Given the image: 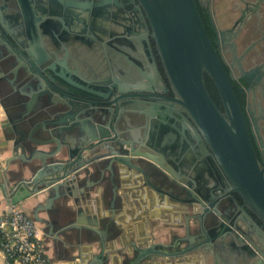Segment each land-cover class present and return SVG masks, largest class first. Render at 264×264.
<instances>
[{
	"label": "water",
	"instance_id": "95a60500",
	"mask_svg": "<svg viewBox=\"0 0 264 264\" xmlns=\"http://www.w3.org/2000/svg\"><path fill=\"white\" fill-rule=\"evenodd\" d=\"M141 2L173 91L172 96L163 99L157 98L156 88L162 86L168 91L167 84H113L109 80L89 84L77 80L71 70L57 65L59 56L66 59L62 54V49L67 51L64 41L78 39L68 26L63 28L62 36L54 25L55 19H60L54 15L59 4L53 0H0V63L8 70L7 76H12L9 80L13 84H34V96L41 102L38 106L26 105L22 112L15 109L9 117L13 126L21 125L22 130L16 133L11 147L10 161L17 169L1 184L8 209L37 197L45 189L48 203L73 199L71 218L58 224L56 231H74L81 239H88L89 232L99 234L101 252L89 264L100 260L108 264L110 252L91 192L106 172L115 174L118 165H124L142 172L150 183L153 176L157 185H167L170 195L194 211L193 219L205 231V239L232 234L235 245H245V263L264 264V167L231 76L207 31L197 1ZM109 3L67 0L65 7L71 10L69 17L72 13H76V19L84 15L85 20L103 16L107 23ZM118 7L121 12L130 8L124 2ZM39 26L57 45V55L49 57L44 50ZM146 43L147 57L152 59V69L161 80L152 48L149 41ZM135 68L144 79L153 80L138 65L130 71ZM205 72L212 77L225 112L210 95ZM123 120H128L127 124ZM155 122L161 125L164 136L155 132ZM178 127L187 139L184 147L189 148L193 160L182 159L170 147V138L178 134ZM233 193L240 195L243 204ZM46 208L43 200L24 210L38 224L52 228L53 223L39 216ZM193 247L187 243L180 248L176 242L135 246L133 258L124 264H143L160 256L176 259L182 251L192 252Z\"/></svg>",
	"mask_w": 264,
	"mask_h": 264
},
{
	"label": "crops",
	"instance_id": "0c3cea01",
	"mask_svg": "<svg viewBox=\"0 0 264 264\" xmlns=\"http://www.w3.org/2000/svg\"><path fill=\"white\" fill-rule=\"evenodd\" d=\"M234 1L218 0L217 17L222 26H226L235 15L230 8ZM38 32L49 57L53 56L52 54L57 55L56 45L48 34L43 33L41 26ZM27 41H30L28 35ZM60 60L57 64L61 62L64 68L70 70L68 60ZM7 75L8 70L0 63V152L4 157L3 167L0 169V216L8 210L1 184L17 169L16 163L10 161L11 147L16 133L22 130L21 125L13 126L9 117L14 115L15 109L22 112L28 104L32 106L41 104L34 96L36 93L34 84H13L9 80L12 76ZM123 121L127 124L128 120ZM154 129L157 135L164 136L161 125L156 123ZM177 130L178 134L170 138V147L177 151L182 159L193 160L189 148L184 147L187 139L182 137L179 127ZM36 137L42 138L39 135ZM150 181L151 183L146 180L142 172L118 165L116 173L110 175V172H106L103 181L91 192V198L96 202L94 208L98 214L100 228L106 238L107 250L110 252L108 264H124L127 259L133 258L135 246L144 248L153 243L166 245L176 242L183 248L188 240H198V226L193 219L194 211L170 195L167 185L164 183L161 186L157 185L158 181L153 176L150 177ZM157 187L161 188V191ZM45 190L39 192L37 197L27 198L22 206L30 209L40 201L46 202L47 208L39 216L53 223V227L45 224L39 226L48 264H89L92 257L101 252L99 234L89 232L90 239H81L74 231L58 234L57 227L71 218L70 212L75 206L74 201L59 198L48 203L46 199L48 193ZM201 244L202 247L194 253L182 254L176 259L168 256L154 257L143 264H245L241 249L229 238L208 237ZM100 261H96L95 264H101ZM0 264H4L2 252Z\"/></svg>",
	"mask_w": 264,
	"mask_h": 264
},
{
	"label": "flooded vegetation",
	"instance_id": "af4514ba",
	"mask_svg": "<svg viewBox=\"0 0 264 264\" xmlns=\"http://www.w3.org/2000/svg\"><path fill=\"white\" fill-rule=\"evenodd\" d=\"M109 1H111L109 3L110 20L105 23L103 16L100 18L90 16L85 20L84 15L76 19V13H72L69 17L71 10L68 7L67 11L65 7L67 0H53L55 4H59L55 8L57 12L54 15L61 19V21L58 19L59 22L55 19L54 25L63 33L62 36H65L63 28L68 26L72 35L75 34V37H78L76 39L73 36L76 40L72 43L64 42L67 51L62 49V54L68 55L66 59L71 66L70 70L73 75L77 80L89 84H102L105 80H109L113 84H167L168 91L162 86L156 88L158 89L157 98L163 99L172 96L171 83L158 50L153 27L141 0ZM122 2L130 6L125 12H121L118 7V4H122ZM200 3L210 16L211 39L223 59L232 81L236 80L239 84H243L241 89L247 93V115L261 151V166L264 167V143L260 144L263 135L261 127L256 123L259 117L255 114L254 96L252 97L256 90L264 92V0H235L232 2L230 8L235 15L226 26H222L217 17L218 0H200ZM56 27L55 29H57ZM145 37L148 38L152 48L156 65L163 78L161 80L157 78L152 69V59L147 57L148 45L146 42L148 41ZM116 48L125 52L124 54H128L129 58ZM226 55H230L231 63L227 61ZM57 65L63 67L61 62ZM137 65L150 74L153 80L148 77L144 79L136 68L132 72L130 71L131 67ZM135 105L143 107L141 103H135ZM233 196L240 204H243L238 193H233ZM199 230L197 241L188 240V243L194 246L193 251H182V254L194 253L202 247L201 242L206 238L203 235L206 234L202 227ZM225 238H229L232 243L235 240L232 234ZM236 246L241 249L242 253L247 251L245 245L240 242H237ZM245 264L250 263L246 262Z\"/></svg>",
	"mask_w": 264,
	"mask_h": 264
},
{
	"label": "built area",
	"instance_id": "2783aa9c",
	"mask_svg": "<svg viewBox=\"0 0 264 264\" xmlns=\"http://www.w3.org/2000/svg\"><path fill=\"white\" fill-rule=\"evenodd\" d=\"M0 252L4 264H48L41 228L21 204L12 205L0 216Z\"/></svg>",
	"mask_w": 264,
	"mask_h": 264
},
{
	"label": "trees",
	"instance_id": "16d2710c",
	"mask_svg": "<svg viewBox=\"0 0 264 264\" xmlns=\"http://www.w3.org/2000/svg\"><path fill=\"white\" fill-rule=\"evenodd\" d=\"M196 1H197V5H198V8H199V11L201 13L202 19H203V21H204V23L206 25L207 31H208L209 35L211 36L212 35V30H211V26H210L211 25L210 16L207 13L206 9L201 6L200 0H196ZM204 81H205V85H206L210 95L212 96V98L214 99V101L216 102L218 107L221 109L222 112H225L224 106H223V103H222V100H221V97H220V94L218 92V89H217L212 77L207 72L204 73ZM232 82H233L237 97L239 99V102H240V104L242 106V109H243V111L245 113V116H246V119H247V123H248L249 129L251 131V136H252V139H253V143H254V146H255V149H256V152H257V155H258V159L260 161V159H261V151H260L259 146H258V144L256 142V139H255V137L253 135V132H252V129H251V123H250V120H249L248 115H247V104H248L247 93H246L245 90L241 89V86L243 84H239V82L236 81V80L232 81ZM240 201L243 203V199L241 197H240ZM251 214L254 216L255 220L259 224H261V225L263 224L262 220L260 218H258L257 215L254 212L251 211Z\"/></svg>",
	"mask_w": 264,
	"mask_h": 264
},
{
	"label": "rangeland",
	"instance_id": "374dc122",
	"mask_svg": "<svg viewBox=\"0 0 264 264\" xmlns=\"http://www.w3.org/2000/svg\"><path fill=\"white\" fill-rule=\"evenodd\" d=\"M227 61L231 63L230 55H226ZM254 96V104H255V114L259 117V119L256 121L257 125L260 126L261 134L264 138V92H261L259 90H256L253 92L252 97ZM259 133V130H258ZM263 138H261L260 144L264 143Z\"/></svg>",
	"mask_w": 264,
	"mask_h": 264
},
{
	"label": "clouds",
	"instance_id": "9594fccd",
	"mask_svg": "<svg viewBox=\"0 0 264 264\" xmlns=\"http://www.w3.org/2000/svg\"><path fill=\"white\" fill-rule=\"evenodd\" d=\"M4 159V157H0V160Z\"/></svg>",
	"mask_w": 264,
	"mask_h": 264
}]
</instances>
